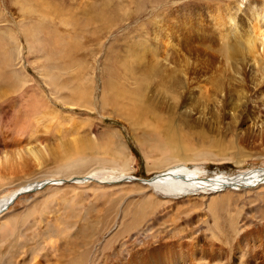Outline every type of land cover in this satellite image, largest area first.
Masks as SVG:
<instances>
[{
	"label": "rangeland",
	"instance_id": "1",
	"mask_svg": "<svg viewBox=\"0 0 264 264\" xmlns=\"http://www.w3.org/2000/svg\"><path fill=\"white\" fill-rule=\"evenodd\" d=\"M233 11L236 21L225 23ZM35 16L71 26L45 22L27 40L16 25H39ZM249 24L264 31V0H0V199L20 191L0 214V264H119L162 244L175 264H195L199 248V264H264V182L162 198L141 181L179 164L155 165L176 140L191 154L182 164L199 167L202 179L264 169V45L235 50L246 52L240 42ZM7 37L21 42L31 79L22 93L15 63H3ZM42 57L72 86L67 103L40 75L33 58ZM84 64L95 78L85 91ZM38 89L49 106L39 119L28 106L39 105ZM211 197L231 226L215 237ZM144 201L153 212L130 224ZM254 236L257 258H240Z\"/></svg>",
	"mask_w": 264,
	"mask_h": 264
},
{
	"label": "bare ground",
	"instance_id": "2",
	"mask_svg": "<svg viewBox=\"0 0 264 264\" xmlns=\"http://www.w3.org/2000/svg\"><path fill=\"white\" fill-rule=\"evenodd\" d=\"M251 8H252V5L250 6V9ZM21 12L23 13L24 18L27 17L26 14L29 15V13L26 12L24 9H21ZM254 16H255L256 20H258L257 12L253 8V9L249 10V17L251 18ZM46 17H49V20L46 19ZM236 17H237V15L234 11L229 12V14L227 15L226 20H225L227 22H225V23H229L230 21L235 22ZM44 18L46 21L42 20ZM27 19H29V18H27ZM34 19L39 20V25H36L37 21H35L33 19L31 20V23L30 22L27 23L25 21V19H23V20L18 22V25H16L24 32V34H25L24 36L27 40L38 38L35 35L36 29L45 22H47V23L50 22L51 26H53V27H66L67 28V26L70 24V23L66 22L65 19L62 20V18H60V17H56V19H55L51 16H44V17L38 16L37 18L35 16ZM236 25L237 24L235 23L234 24L235 28H237ZM69 26H71V25H69ZM249 27H251V29ZM259 28L260 27H257L256 24H254L253 26L252 25L250 26V24H249L247 29L243 30L242 36H244L245 39H244V41L240 42V45L246 50V52L241 53L240 50L237 48L235 50L238 52V54H237L238 56H241L244 53H245L244 55H247L248 52L254 51L257 48V45H259L260 43H263V45H264V31L262 32ZM70 30L71 29L66 31L67 33L65 34V36L68 35ZM70 35H71V33L68 36H70ZM239 35H241V34H239ZM221 36L224 40L228 35L225 32V33H222ZM7 39L11 43L10 44L11 50L8 53V55H6V57L4 59L5 62H3V63H6V61H8L7 59H9V61L11 59L12 64L15 63V65H14L15 68H14V71L12 73H14V78H15V81L17 82L16 88L20 89V91L23 89L25 90L26 88L30 87L29 83L31 82V79H30L29 75L26 73L25 69H27V68L24 66V64L22 62V46L20 45L21 42L19 44V42L11 41L8 37H7ZM153 39L157 40V35H155ZM28 56L29 55H27V59H28ZM29 59H30V56H29ZM33 59L36 61V67L38 68L40 75L43 76L44 81L47 84L50 93L53 94L55 96V98H57L58 100L60 98L63 102L67 103L70 100L69 97L76 95L75 93H73L74 90L70 89V87H72V86H70V83L61 81V78L58 81L57 73L46 69L41 64V62H45L44 57L33 58ZM30 62H31V60H30ZM8 66H10V65H8ZM78 73L81 76V78L79 80V88L81 90H84V91L89 87L93 88L94 80H95V78L93 76L94 74H91L89 72V69L87 68V66L85 64L81 67V69L79 70ZM73 87H76V86H73ZM69 90H70V92H68L69 93L68 96H67V94L63 93V91H69ZM36 92H37L38 96L41 97V99L39 100V105L38 104L36 105L34 102H32V100L29 99L28 106H30V108L35 109V111H34L35 115H37L38 116L37 118L39 119V118L46 117V114H45L46 108L49 106L47 105V100L44 97V92L42 91V89H38ZM21 93H22V91H21ZM24 93H25V91H24ZM22 95H24V94H22ZM29 96L31 98L32 94ZM88 96H89V94H88ZM172 100H173V98H172ZM175 100L176 99L174 98L173 101H175ZM178 102H179V100H178ZM41 103H44L46 105L43 106V105H41ZM134 122H136L138 125H140L139 120H135ZM156 122L159 124H163L164 119L161 117V119L159 121H156ZM148 135L149 136L155 135L153 127L149 130ZM175 147L176 148L172 153H163L162 154L163 156L160 157L158 159V162H156V164H155L157 166H160L161 164H166L167 162L169 165L173 164V163L174 164L179 163V164H175L174 168L163 170V171L157 173L156 175H154L151 179H142L141 180V179L136 178L138 180H141V181H144L145 183H147L155 193L161 194L162 198H169L171 196H178V195L179 196L200 195V196L204 197L205 195H210V194L215 193V190L225 188L229 185H236V186L247 185V186H250V184H254V183H258V182H264V169H260V170L258 169V170H254V171L249 172V173L240 174V175H237L233 178H226L222 175H218V176L213 177L211 179H202V178H200L199 167L196 166L195 168H190V167H188V165L182 164V163H187L188 159L191 157L190 156L191 154L190 155L188 154V150H187L188 148H184L183 145L180 144V141H178V140H176V142H175ZM2 151L0 150V163L4 159ZM7 152L8 151L4 150V153L7 154ZM35 155L34 156L38 159V162L39 161L41 162V160H39L40 156L38 154H35ZM5 159L9 160V157L5 156ZM124 163H126V162H124ZM91 176L92 175H88V176L83 177V178H87V180L95 178V176H92V178H91ZM131 177H133V176H130L128 178V180L132 181ZM136 179H134V180H136ZM73 180L74 179H70L68 181H73ZM77 180H81V182L83 183V181H85L86 179H82V178L78 177ZM56 183H58V181H56ZM43 184H41L40 186H42ZM28 190H30V189H28ZM16 196H17V191L14 192L13 194H11L7 198L0 199V214H2L10 206V204L12 203V201L15 199ZM206 203H207V201H202L201 204L203 206ZM208 203L209 204L206 206H207L208 212L210 214L209 216L212 218V222L210 225L211 235H213V237H215V229H218V232L222 231V233L225 232L226 229L231 230V226L229 225L228 220L226 218L227 216H224L225 213L222 214V211L220 213V210L215 207L214 199L212 197L209 198ZM203 208H204V206H203ZM152 212H153V208L150 207L149 204L144 201L143 204L139 205L138 208L133 209V211H132L133 221H130V224H136V222L140 223L139 222L140 219L144 218L148 213H152ZM235 218H237V216ZM238 219H239V217H238ZM231 224H235V226L237 225L236 222L231 223ZM237 236H239V235H237ZM246 236L247 235H244L243 237H246ZM222 237H223V235H222ZM243 237L240 236V239L243 240ZM257 240L258 239L255 236L253 238L248 239L246 246H244V247L242 246L241 249L239 250L240 258H242V259L246 258L247 260L249 257H253L254 259L257 258L256 255L258 254L257 250L259 248V245L256 243ZM164 245L165 244H162L161 247H154L151 251L146 250V251H142L140 253L138 251H134V252L128 254L127 257L124 258L123 261L119 262V264H175L177 259L175 260L174 263L170 262L169 254L165 250L166 248L163 247ZM247 246L250 249H248ZM199 251L201 253H203L204 250H203V248H199ZM201 253H198L197 251L194 252V257L192 258L193 263L195 262V264H199V261L201 259H205L203 256L204 253L203 254H201ZM207 261H208V259H207ZM248 261H245V262L247 263ZM241 263H242V261H241ZM76 264H78V263H76ZM178 264H183V263L178 261ZM205 264H206V262H205Z\"/></svg>",
	"mask_w": 264,
	"mask_h": 264
}]
</instances>
